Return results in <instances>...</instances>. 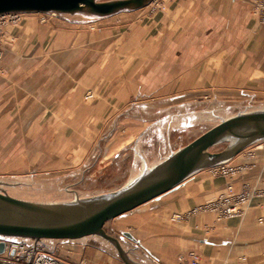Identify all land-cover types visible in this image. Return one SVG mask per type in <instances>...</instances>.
I'll list each match as a JSON object with an SVG mask.
<instances>
[{"label":"crops","instance_id":"1","mask_svg":"<svg viewBox=\"0 0 264 264\" xmlns=\"http://www.w3.org/2000/svg\"><path fill=\"white\" fill-rule=\"evenodd\" d=\"M252 1L171 0L168 12L157 14L147 26L154 40H159L156 52L160 57L163 55L160 68L170 71L169 83L162 86L179 85L177 71L181 69L185 71L180 75L183 87L195 83L220 91H235L249 101L264 94V24L253 17ZM60 20L41 24L32 18L6 27L7 51L0 61V102L4 97L12 102L18 95L22 96L20 99L25 104L20 112L30 118L99 120L89 127L79 121L74 125L66 121L43 125L41 131L47 133L92 136L110 118H114L109 129L113 131L118 120L153 114L157 121L152 126L161 125L163 115L160 108L155 112L156 103L177 98L159 96L160 100H153L144 89L138 88L127 107L129 82L126 76L116 74L121 67L128 69L126 56L130 48L113 49L116 33L106 31L101 35L105 41H111L102 50L95 45L97 36L85 31V20ZM105 50L110 60L97 65L98 53ZM184 55L186 59H182ZM98 66L107 67L109 72L105 75L97 72ZM86 69L93 71L90 73V77L95 76L91 78L93 83H83ZM83 86L90 87L94 93V99L86 103H83ZM240 108L244 107L226 109L236 112ZM14 110L6 113L0 108V117L17 118ZM181 114L187 118L193 116L192 112ZM29 123L24 126L25 132L33 128ZM12 128L16 133L17 127ZM75 137L70 138L77 148L70 149L73 160L68 167L78 168L89 147L87 141ZM246 150H252L254 156L246 158L242 153L229 162L246 166L235 176L218 175L211 169L201 171L171 192L113 220L114 230L110 233L117 237L130 233L138 243L132 249L142 251L144 262L148 263L191 264L180 261V257L193 251L199 264H264V142ZM86 164L83 162L82 167ZM229 187L237 194L244 189L249 193L235 215L220 219L214 209L203 210L225 195ZM123 244L131 243L123 240Z\"/></svg>","mask_w":264,"mask_h":264},{"label":"rangeland","instance_id":"2","mask_svg":"<svg viewBox=\"0 0 264 264\" xmlns=\"http://www.w3.org/2000/svg\"><path fill=\"white\" fill-rule=\"evenodd\" d=\"M170 1L154 0L148 7L137 10L133 14L121 13L107 19L84 22L87 23L85 31L97 36L95 45L99 49L104 50L106 46L111 45V41H105L101 37L106 31L116 33L111 45L114 50L130 48L126 56L129 57L128 69L121 67L116 74L118 77L126 76V81L129 82L130 100L127 102V107L133 102L131 100L134 99L138 88L144 89L147 96H151L150 99L153 100H158L159 96L160 98H177L174 101L156 103L155 112L157 113V109L160 108L163 115L161 125L156 128L152 126L154 121H157V117L153 114L151 117L118 120L114 130L109 131L114 120L110 118L102 129L92 136L84 133L75 135L83 142L87 141L89 149L83 159V162L87 164L82 167V162L78 164V168H73L68 165L73 160V153L70 149L77 148L76 142L73 143L70 140L75 136L42 132L41 127L57 125L62 121L74 125L79 120L26 117L20 112L25 104V100L20 99L22 96L18 95L12 102L8 99L9 97H4V101L0 102V108L5 109L6 113L15 109L14 111L18 114L17 118L3 115L0 117V180L10 184V186L0 187L10 196L31 201L63 202L72 200L75 195L88 197L115 191L122 188L130 178L138 175L144 163L148 167L153 166L170 152L177 151L199 138L211 128L212 124L218 122L219 117L235 112L233 109L232 112L226 110L224 113L223 110L226 108L246 107L249 104L254 106L259 102H264V94L249 101V98L240 97L235 91L225 92L217 90L216 87L196 86L195 83L192 87H183L180 85L182 82L180 75L185 71L181 69L177 71L179 85L162 86L164 82L169 83L170 71L163 67L160 68L159 62L163 55L160 57L156 52L159 40H154L152 30L147 26L153 23L157 14L168 12ZM32 18L41 24H50L54 21H61L60 19L68 20L63 17L50 16L47 18V23H42L39 14H22L19 23L22 24ZM6 51L4 48V54ZM108 54L106 50L98 53L97 65L101 62H108L110 60L107 57ZM182 59H186V56L184 55ZM97 68V72L104 73V75L109 72L105 66ZM91 72L93 71L89 69L83 70L84 84L93 83L91 78L95 76L90 77ZM89 88L83 86V103L94 99L93 90ZM262 89L264 91V85ZM216 95L217 98H215ZM25 98L23 96V99ZM36 98L38 96L35 95ZM220 98L225 100H220ZM151 103L154 104V102ZM186 112H192L193 116L188 118L181 116V113ZM172 115L175 116L170 117ZM97 121L99 120L82 118L79 122L89 127L92 124H98L94 123ZM28 122L33 128L30 127L25 132L24 126ZM13 126L17 127L16 133L13 132ZM251 151L245 150L242 153L246 154V158H252L254 154ZM228 165L225 177L235 176L246 167L230 163ZM112 223L111 221L106 224L105 229L108 233L114 230ZM125 247L132 249L134 245L127 244ZM63 254L73 262L83 260L87 264H124L113 247L98 238L71 244L64 249ZM131 256L136 260L144 261L145 259L142 251L133 250Z\"/></svg>","mask_w":264,"mask_h":264},{"label":"water","instance_id":"3","mask_svg":"<svg viewBox=\"0 0 264 264\" xmlns=\"http://www.w3.org/2000/svg\"><path fill=\"white\" fill-rule=\"evenodd\" d=\"M153 1L0 0V16L56 14L67 19L96 21L144 9ZM262 142L264 105L247 106L219 117L199 138L170 152L153 166L144 163L138 175L112 192L88 197L75 195L63 202H40L10 196L1 188L10 184L0 180V238L67 244L98 238L112 246L124 264H153L131 256L134 249L126 248L123 240L136 247L138 243L130 233L113 236L106 231V224L171 192L201 171L228 164L249 147ZM3 250L1 243L0 253Z\"/></svg>","mask_w":264,"mask_h":264},{"label":"built area","instance_id":"4","mask_svg":"<svg viewBox=\"0 0 264 264\" xmlns=\"http://www.w3.org/2000/svg\"><path fill=\"white\" fill-rule=\"evenodd\" d=\"M39 15L42 23H47V18L50 16L59 17L56 14ZM252 15L257 21L264 24V0L252 1ZM21 16L22 14L0 16V61L4 55V46L7 42L5 29L9 25L18 24ZM228 168L229 165L225 164L212 168L211 171L215 174L226 176ZM248 197L249 193L247 189L237 194L232 187H229L225 195H222L213 205L206 206L203 210L214 209L219 213L220 219L231 217L237 213L238 206L248 199ZM1 243L4 244V250L0 253V264H87L83 260L73 262L68 256L63 254L64 249L71 245L67 243L47 240L34 242L31 240L0 238ZM180 261L199 264L198 256L193 251L188 252L186 256L180 257Z\"/></svg>","mask_w":264,"mask_h":264}]
</instances>
